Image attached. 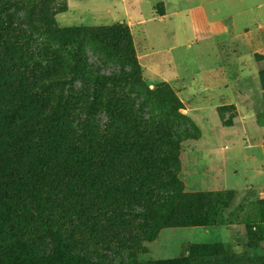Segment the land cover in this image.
Returning <instances> with one entry per match:
<instances>
[{"label":"trees","instance_id":"1","mask_svg":"<svg viewBox=\"0 0 264 264\" xmlns=\"http://www.w3.org/2000/svg\"><path fill=\"white\" fill-rule=\"evenodd\" d=\"M11 6L28 8L0 0V264H133L162 229L225 225L214 199L185 192L177 178L187 132L169 123L172 109L167 121L141 117L150 103L124 96L128 73L88 62L85 28L46 24L54 39L43 33L33 55L35 12L18 21ZM188 247L150 264H194L208 244Z\"/></svg>","mask_w":264,"mask_h":264},{"label":"rangeland","instance_id":"2","mask_svg":"<svg viewBox=\"0 0 264 264\" xmlns=\"http://www.w3.org/2000/svg\"><path fill=\"white\" fill-rule=\"evenodd\" d=\"M18 2L28 5L26 13L12 6L9 9L15 12L13 15L18 21L25 14L35 12L32 13L35 20L32 26L35 29L30 27L28 33L33 36L30 44L34 49L33 55L39 50V43L45 42H41L43 33L48 39H54L50 28L45 27L46 24H50L53 30L85 28L87 32L82 34L88 62L95 67V71L103 74H120L121 79H123L121 73H128L129 82L135 90H131L133 86L129 84H123L124 96L129 97L131 104L135 106L140 101L150 103L148 110L142 112V108L139 109L140 113H143L141 117L147 119L150 116L149 118L152 117L155 121H167V110L172 109L168 116L169 123L187 132L182 134L184 137L178 145L177 178L182 183L184 191L203 195L207 201L214 199L211 205H216L217 215L225 217V225L237 223L244 228L241 250L233 249L234 245L231 243L209 244L208 249L202 251L203 254L197 255L199 259H195L194 264H264L263 178L257 174L255 178H249V181L245 182V176L238 173L237 184L241 187H250L244 190L241 199H237L233 190L212 192L208 189L212 187L210 176L213 174L208 169L217 161L218 149L223 148L224 144H232L237 149L247 148L258 157L261 156V152L263 153L264 146L258 142L260 138H264V135H261L264 129V96L252 93L246 98L221 100L210 98L204 103L202 99L206 92L200 90L201 87L199 88L195 83H190L189 86L180 82L167 83V85L149 83L144 78L136 57L130 29L123 23L126 22L125 15L134 13H103L101 12L103 0H75L67 13H56L66 7V0H18ZM115 19L123 21L112 23L111 21ZM118 25L124 27L116 29L114 35H111L108 29ZM29 40L30 38H27L28 43ZM80 40L74 47L80 43ZM57 45L60 46L58 43ZM34 59L41 61L42 57L35 56ZM70 85L77 90L80 83L78 80H73ZM260 86L264 89V69L260 72ZM99 115L100 120L105 119L104 114ZM1 126L0 118V128ZM126 156L123 162H128L129 156L127 154ZM241 166V163L237 165L238 169L242 168ZM259 171L264 172L261 167ZM55 177L52 173L46 176L49 179L48 185L54 188ZM222 202L227 204V208L221 207ZM221 235V238H225L223 233ZM215 236L214 233L206 234L202 228L162 229L155 241L142 244L144 252L137 256L133 264H150L177 258L182 247L213 242L216 240ZM235 238L238 239L236 243L240 244V237Z\"/></svg>","mask_w":264,"mask_h":264},{"label":"crops","instance_id":"3","mask_svg":"<svg viewBox=\"0 0 264 264\" xmlns=\"http://www.w3.org/2000/svg\"><path fill=\"white\" fill-rule=\"evenodd\" d=\"M73 1L66 0L65 10L59 13L69 12ZM103 2V13H134L125 15L123 23L130 29L136 57L149 83H195L206 92L204 103L210 98H246L252 93L264 96L260 86V72L264 69V0ZM118 21L123 20L111 22ZM258 144L264 146V138ZM218 152L217 161L208 169L213 172L209 191L233 190L241 199L250 187L237 184L238 173L245 176V182L257 174L264 181V172L259 171L260 167L264 171V151L258 157L247 148L237 149L226 143ZM240 163L242 168L238 169ZM184 228H202L206 234L216 235V240L204 244L231 243L237 251L243 246L244 228L237 223ZM238 236L240 244L236 243ZM187 246L182 247L177 258L187 255Z\"/></svg>","mask_w":264,"mask_h":264}]
</instances>
